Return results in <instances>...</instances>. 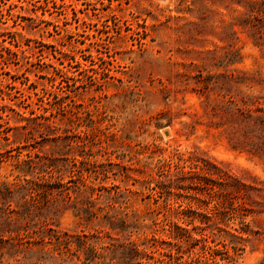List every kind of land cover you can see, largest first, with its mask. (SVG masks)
<instances>
[{"label": "rangeland", "instance_id": "374dc122", "mask_svg": "<svg viewBox=\"0 0 264 264\" xmlns=\"http://www.w3.org/2000/svg\"><path fill=\"white\" fill-rule=\"evenodd\" d=\"M253 3L0 0V264H264Z\"/></svg>", "mask_w": 264, "mask_h": 264}, {"label": "trees", "instance_id": "16d2710c", "mask_svg": "<svg viewBox=\"0 0 264 264\" xmlns=\"http://www.w3.org/2000/svg\"><path fill=\"white\" fill-rule=\"evenodd\" d=\"M251 12L253 13V21H251V26L258 28L256 25L260 23L261 20L264 19V3L257 5L255 3L251 4ZM250 22V21H249ZM248 22V23H249ZM223 88V87H222ZM221 88V89H222ZM227 92H229L227 90ZM249 99L243 97L241 99L242 108L236 107L232 100V97H228L226 103V107H221V111L224 113L223 124L228 125L229 128H237V131L243 129V127L250 130V132L259 131L264 133V117L254 116L253 113H262L263 110L261 108L255 107L254 111H251L248 108ZM232 105L235 107L233 108ZM224 108V109H223ZM216 107L212 108L214 111ZM232 134H235L234 132ZM236 137V141H234L233 137L228 136V142L230 147L233 150H240L250 155L258 154L261 151V147L264 145L263 142H254L248 137L245 133L242 134L241 138ZM250 141V142H249ZM247 147H250L249 149ZM262 151L264 152V146L262 147ZM209 167V164L205 163V168ZM213 170H216L212 167ZM208 171V168L207 170ZM221 180V179H220ZM206 185H209L210 190L215 188L214 196L219 200V205L223 206L229 199H231V195H235V198L241 193V190L245 188V185L241 184L239 181L235 179H231L227 177L225 180L222 179L220 182L217 180H209ZM243 196V195H242ZM246 203H243L245 205Z\"/></svg>", "mask_w": 264, "mask_h": 264}]
</instances>
